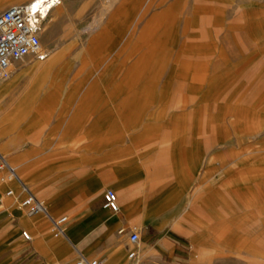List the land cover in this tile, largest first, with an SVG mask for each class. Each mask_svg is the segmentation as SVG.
Instances as JSON below:
<instances>
[{
    "label": "rangeland",
    "instance_id": "rangeland-1",
    "mask_svg": "<svg viewBox=\"0 0 264 264\" xmlns=\"http://www.w3.org/2000/svg\"><path fill=\"white\" fill-rule=\"evenodd\" d=\"M40 38L47 59L18 73L56 61L23 75L30 101L64 115L47 124L82 161L150 170L175 264H264V0H62Z\"/></svg>",
    "mask_w": 264,
    "mask_h": 264
},
{
    "label": "crops",
    "instance_id": "crops-1",
    "mask_svg": "<svg viewBox=\"0 0 264 264\" xmlns=\"http://www.w3.org/2000/svg\"><path fill=\"white\" fill-rule=\"evenodd\" d=\"M18 1L33 0H0V14ZM55 61L19 73L17 62L12 80L0 83V161L5 159L17 175L12 179L0 171V264H76L82 256L102 264L184 261L186 243L171 235L169 227L155 226L160 220L148 199L154 180L150 170L133 158L82 161L63 147L54 125L47 124L67 121L64 115L49 113L50 105L39 94L30 101L23 75H50ZM43 95L44 101L55 99L58 89ZM70 120L80 121L81 116ZM261 172L264 175V167ZM107 189L117 194V212L105 207ZM30 193L43 202L45 212L30 215L21 206ZM63 217L62 233L56 235L53 221ZM133 232L145 240L143 247L131 242ZM132 252L135 256L130 257Z\"/></svg>",
    "mask_w": 264,
    "mask_h": 264
},
{
    "label": "built area",
    "instance_id": "built-area-1",
    "mask_svg": "<svg viewBox=\"0 0 264 264\" xmlns=\"http://www.w3.org/2000/svg\"><path fill=\"white\" fill-rule=\"evenodd\" d=\"M55 2L57 0H33L25 4L13 5L0 14V83L9 78L14 64L24 58L32 56L37 61L47 59L48 53L42 47L40 36L47 14L46 5ZM2 170L7 171L9 178L17 177L15 169L3 158L0 161V171ZM104 202L105 207L111 211H119L117 194L113 189L105 191ZM21 206L26 208L30 215L46 211L43 202L37 200L31 193L22 201ZM65 221V217L53 221L56 235L62 233L61 224ZM23 236L26 240L31 239L26 232ZM130 240L132 243H139V233L133 232ZM133 256L135 252L130 255ZM76 264H102V262L82 256Z\"/></svg>",
    "mask_w": 264,
    "mask_h": 264
},
{
    "label": "bare ground",
    "instance_id": "bare-ground-1",
    "mask_svg": "<svg viewBox=\"0 0 264 264\" xmlns=\"http://www.w3.org/2000/svg\"><path fill=\"white\" fill-rule=\"evenodd\" d=\"M61 1L62 0H57V2H55V3H51V4H48V5H46V7H47V14H46V17H47V15L49 14V13H51L57 6H58V4H60L61 3ZM112 1V0H111ZM112 4V3H111ZM112 7V6H111ZM130 255H131V253H130Z\"/></svg>",
    "mask_w": 264,
    "mask_h": 264
}]
</instances>
